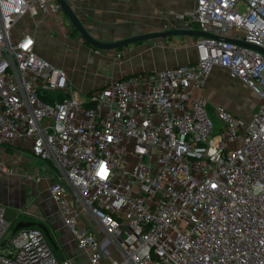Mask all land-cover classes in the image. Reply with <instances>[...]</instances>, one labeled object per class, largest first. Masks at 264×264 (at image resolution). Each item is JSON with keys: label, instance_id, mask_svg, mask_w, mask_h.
I'll use <instances>...</instances> for the list:
<instances>
[{"label": "built area", "instance_id": "built-area-1", "mask_svg": "<svg viewBox=\"0 0 264 264\" xmlns=\"http://www.w3.org/2000/svg\"><path fill=\"white\" fill-rule=\"evenodd\" d=\"M61 10L0 0V152L19 142L57 171L51 196L91 264H264V52L239 43L264 49V0H196L189 29L215 37H197L194 62L83 96H68L67 73L16 29ZM215 67L256 95L248 116L210 107ZM17 224L0 205V264H74L41 228Z\"/></svg>", "mask_w": 264, "mask_h": 264}, {"label": "crops", "instance_id": "crops-1", "mask_svg": "<svg viewBox=\"0 0 264 264\" xmlns=\"http://www.w3.org/2000/svg\"><path fill=\"white\" fill-rule=\"evenodd\" d=\"M195 6L196 0H87L78 3L75 11L96 38L116 42L149 32L189 29L186 14ZM30 25L26 31L35 38L36 51L67 73L71 85L67 94L71 95L83 96L115 79L184 65L197 59L195 41L199 36L176 35L156 38L151 43L145 40L119 49L97 50L71 39L69 25L62 28L55 18L37 17L30 20ZM202 91L210 107L219 103L245 116L258 103L254 93L248 99L245 94H238L237 91L248 92V87L220 67L212 70ZM234 96V100L231 99ZM0 156L15 170L13 175L0 173V205L6 207L8 220L13 224L20 221L43 224L59 260L70 257L74 264H91L78 248L75 235L51 196L50 186L57 171L19 142L2 146ZM23 196L27 199L20 202L18 199ZM28 207L32 214L26 212ZM84 224L83 220L80 225ZM100 236L104 238L102 232ZM107 245L112 250L111 255L118 256L113 246Z\"/></svg>", "mask_w": 264, "mask_h": 264}, {"label": "water", "instance_id": "water-1", "mask_svg": "<svg viewBox=\"0 0 264 264\" xmlns=\"http://www.w3.org/2000/svg\"><path fill=\"white\" fill-rule=\"evenodd\" d=\"M57 1L60 3L62 10L67 15L69 21L74 25L75 29L79 31L84 41L97 50L119 49L124 46L133 44L135 42H140V41H145V40L151 43V41L156 38L172 37L176 35L215 37L213 34H209L203 31L184 28V29H169V30L149 32V33H144V34H139V35H133V36L123 38L116 42H103L92 34V32L87 28L83 20L78 16L77 12L65 0H57ZM239 43L249 46V47L257 48L264 52V49L254 46L253 44H248L245 42H239ZM141 72H148V71H141ZM68 96H70V94H68ZM35 225L41 228L44 231L45 235L50 239V234L48 230L46 229V227L43 224L36 223V222L20 221L15 226L13 232L18 231L20 228L30 227V226H35Z\"/></svg>", "mask_w": 264, "mask_h": 264}, {"label": "rangeland", "instance_id": "rangeland-1", "mask_svg": "<svg viewBox=\"0 0 264 264\" xmlns=\"http://www.w3.org/2000/svg\"><path fill=\"white\" fill-rule=\"evenodd\" d=\"M57 18H58L57 21H62L64 26L69 25V30H68V31L70 32L69 37H70L71 39H73L74 41L77 40V41L81 42V43H82L83 45H85V46H89V44L86 43V42L84 41V39H83V37L81 36V34L79 33V31H78L77 29H75L74 25L69 21L67 15L65 14V12H64L63 10L60 11L59 16H58ZM29 26H31V25L29 24ZM29 26H28V27H29ZM26 28H27V25L24 24L23 22H19L18 24H16V29H18V30H24V29H26ZM29 28H30V27H29ZM136 44H137V43H136ZM60 51H61V50H60ZM237 92H238V94H240V95L245 94L244 96H246L247 99L250 98L251 95H253L252 92H251V90H249V89H248V92H241V91H237ZM235 97H236V96H234V97L231 98V99L234 100ZM244 98H245V97H244ZM240 99H241V98H240ZM218 104H219V103H218ZM257 105H258V103H257ZM209 114H210V117L212 118V120H213V122H214V125H215V131L218 132L219 129H220L221 123H222V122H221V118H220V116H219L216 112H214L211 108H209ZM1 161H2V165H1V167H0V173H1V174L4 173V174H6V175H8V174L13 175L15 170H14L13 168H11V167L8 165V162L4 163V160H3L2 157H1ZM6 175H5V176H6ZM25 194H26V193H25ZM26 195H27V194H26ZM26 199H27V197H26ZM26 199H25L24 196H23V197H21V199H18V200H19L20 202H22L23 200L25 201ZM18 204H19V202L16 203V205H18ZM25 210H26L27 213L32 214V211L30 210L29 207H28V208H25ZM42 222H44V221L42 220ZM48 232H49V231H48ZM10 233H11V232H8V233H7V236H9ZM55 237H56V236H55ZM106 237H107V235H106V233H104V238H106Z\"/></svg>", "mask_w": 264, "mask_h": 264}]
</instances>
